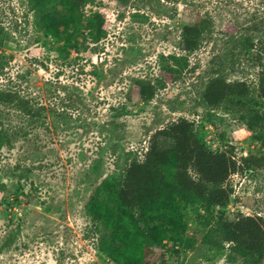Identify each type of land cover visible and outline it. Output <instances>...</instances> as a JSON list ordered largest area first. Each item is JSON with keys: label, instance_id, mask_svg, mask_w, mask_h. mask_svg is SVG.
Instances as JSON below:
<instances>
[{"label": "rangeland", "instance_id": "374dc122", "mask_svg": "<svg viewBox=\"0 0 264 264\" xmlns=\"http://www.w3.org/2000/svg\"><path fill=\"white\" fill-rule=\"evenodd\" d=\"M96 13L107 23L104 37L74 29L73 46L35 30L29 0H0V89L44 106L30 118L0 102V264H118L101 247L97 213L118 205L129 162L182 116L210 148L237 160L264 157V0H91L85 22ZM194 24L203 42L188 52L183 30ZM172 55L190 62L176 81L152 100L127 98L137 78L165 76ZM216 77L245 81V94L209 105L205 91ZM252 169L230 176L226 206H184L180 243L151 240L144 264H264L220 241L223 219L264 218V162ZM139 222L143 230L160 223Z\"/></svg>", "mask_w": 264, "mask_h": 264}, {"label": "trees", "instance_id": "16d2710c", "mask_svg": "<svg viewBox=\"0 0 264 264\" xmlns=\"http://www.w3.org/2000/svg\"><path fill=\"white\" fill-rule=\"evenodd\" d=\"M91 0H29L36 31L45 30L58 40L71 38L72 30H88L90 38L100 41L106 34L105 18L96 13L85 22V6ZM201 24L186 25L183 40L188 52L197 50L203 42ZM7 54L0 52V69ZM164 69L163 77L153 80L137 78L136 86L127 98L152 100L157 91L168 82L176 81L190 64L188 56L177 57ZM245 81H230L225 77L212 79L205 91L211 106L245 94ZM260 93L264 97V69L259 76ZM137 93V96L132 95ZM0 102L13 103L25 115L36 118L44 106L15 90L0 89ZM0 126V147L4 141ZM159 136L172 139V147H163ZM264 162L263 156H245L237 160L232 152L210 148L196 131L195 122L185 116L171 121L157 130L143 159H132L119 188L117 206L103 209L96 227L102 232V249L118 264H144L151 240L162 244L164 238L180 243L181 231L187 225L183 207L204 203L209 207L226 206L231 200L232 188L227 184L230 176L240 170L252 171ZM252 165V166H251ZM151 218L155 224L142 229L140 220ZM264 218L240 215L234 220H222L220 241L233 242L239 253L254 252L264 258ZM165 226L168 228L166 229ZM106 242L111 244L108 246Z\"/></svg>", "mask_w": 264, "mask_h": 264}]
</instances>
